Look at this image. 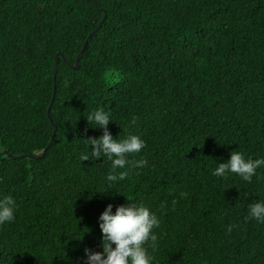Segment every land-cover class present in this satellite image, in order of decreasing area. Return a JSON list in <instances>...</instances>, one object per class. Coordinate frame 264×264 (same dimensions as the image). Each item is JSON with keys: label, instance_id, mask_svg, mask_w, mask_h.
<instances>
[{"label": "trees", "instance_id": "16d2710c", "mask_svg": "<svg viewBox=\"0 0 264 264\" xmlns=\"http://www.w3.org/2000/svg\"><path fill=\"white\" fill-rule=\"evenodd\" d=\"M55 126L0 264H264V0H0V152Z\"/></svg>", "mask_w": 264, "mask_h": 264}, {"label": "water", "instance_id": "95a60500", "mask_svg": "<svg viewBox=\"0 0 264 264\" xmlns=\"http://www.w3.org/2000/svg\"><path fill=\"white\" fill-rule=\"evenodd\" d=\"M95 5L98 6L96 3H95ZM106 17H107V16H106V12H105V16H104L102 22H101V23L97 26V28H96V29H95V30H94V31L88 36V39H87V41L85 42L82 51L79 53V55H78V57H77V59H76V63H75L74 65L71 64V63H69V62L63 57L62 54H60V53L57 54V56H56V58H55V62H54V82H55V86H54V94H53V98H52V101H51V105H50L49 111L51 110L52 105H53V103H54V98H55L56 90H57V89H56V81H57V74H58V62H59V59L62 57L63 60H64L69 66H70V68H72V69L75 70V71H78V70L80 69V60H81V58H82V56H83V54H84V52H85V50H86V47H87L88 42L91 41V40L93 39V37L97 34V32L101 29L103 23H104L105 20H106ZM48 114H49V112H48ZM56 132H57V127L55 126V127H54L53 136H52V138H51V140H50V142H49V144H48L46 150H45L44 152L40 153V154H37V155H22V156H18V157H16V156H13L12 154H10L7 150H5V151L0 152V156H7V157H8L9 159H11V160H15V159H18V158H21V159H23V158H28V159L32 158V159H34V160H39V159L43 158V157L46 155L47 151H48V150L51 148V146L53 145V142H54V138H55Z\"/></svg>", "mask_w": 264, "mask_h": 264}, {"label": "clouds", "instance_id": "9594fccd", "mask_svg": "<svg viewBox=\"0 0 264 264\" xmlns=\"http://www.w3.org/2000/svg\"><path fill=\"white\" fill-rule=\"evenodd\" d=\"M98 5V4H97ZM97 8H99L100 10H102V7H100L99 5L96 6ZM105 13V12H104ZM105 16V15H104ZM104 18V17H103ZM107 18V17H106ZM100 24V23H99ZM103 26V25H102Z\"/></svg>", "mask_w": 264, "mask_h": 264}]
</instances>
